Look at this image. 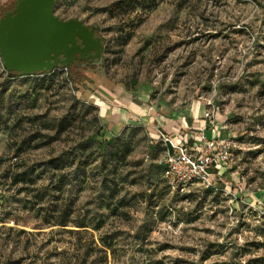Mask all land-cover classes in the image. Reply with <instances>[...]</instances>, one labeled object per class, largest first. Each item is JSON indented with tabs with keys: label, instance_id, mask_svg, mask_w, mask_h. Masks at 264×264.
Here are the masks:
<instances>
[{
	"label": "rangeland",
	"instance_id": "rangeland-1",
	"mask_svg": "<svg viewBox=\"0 0 264 264\" xmlns=\"http://www.w3.org/2000/svg\"><path fill=\"white\" fill-rule=\"evenodd\" d=\"M54 14L96 26L102 64L15 78L0 62V264H264V0H56ZM210 108L230 160L213 189L177 192L151 125L193 133Z\"/></svg>",
	"mask_w": 264,
	"mask_h": 264
},
{
	"label": "water",
	"instance_id": "water-1",
	"mask_svg": "<svg viewBox=\"0 0 264 264\" xmlns=\"http://www.w3.org/2000/svg\"><path fill=\"white\" fill-rule=\"evenodd\" d=\"M54 5L55 0H16L13 10L0 16V59L5 70L31 75L67 68L76 59L102 62L103 44L94 37L96 26L62 20L54 14Z\"/></svg>",
	"mask_w": 264,
	"mask_h": 264
},
{
	"label": "built area",
	"instance_id": "built-area-1",
	"mask_svg": "<svg viewBox=\"0 0 264 264\" xmlns=\"http://www.w3.org/2000/svg\"><path fill=\"white\" fill-rule=\"evenodd\" d=\"M215 109L203 114L208 126H215ZM165 142L167 155L162 169V178L177 192H184L189 186L198 184L213 188L231 157L233 142L230 138L211 139L204 131L197 134L195 146L186 143L175 144L160 132Z\"/></svg>",
	"mask_w": 264,
	"mask_h": 264
},
{
	"label": "crops",
	"instance_id": "crops-1",
	"mask_svg": "<svg viewBox=\"0 0 264 264\" xmlns=\"http://www.w3.org/2000/svg\"><path fill=\"white\" fill-rule=\"evenodd\" d=\"M9 0H0V4H5L6 2H8ZM27 76H33V75H23V76H19L18 78H23V77H27ZM114 109H119L121 110L120 108H117V107H112ZM114 113V112H113ZM112 112H110V119L114 117L115 114H113ZM116 122H118L119 124L121 123H127V121H130V120H134V118L136 116H134V112L130 114V116L127 114L126 115V118L123 117L122 113H118L116 112ZM144 115L143 117L144 118H148L149 116L148 115V110H144ZM200 113V114H199ZM199 118L198 117H195L190 126L187 127V130L188 131H193L192 132H185V133H182L180 131V127H178V125H176L174 122H171V119L168 120V121H158L157 124H155L154 126L151 125V128H152V131L154 133V135L156 137H159V134L160 132L164 131L165 133L167 134H171V135H174V136H171L172 139L170 138V140L175 143V144H180V143H186L188 145H191V146H195L197 144V134L200 132V131H204V133L206 134V136L208 138H211V139H220V140H223V139H226L227 137L223 136L222 135V131H223V128L222 126L219 125V123L216 122L215 126L213 128L209 127L207 122L203 119V114L204 112H199ZM137 114V113H136ZM141 119H144L142 117H140ZM146 120H149V119H146ZM167 120V119H166ZM159 125V128L161 130H159L157 127ZM174 125L176 126L174 128ZM183 127V126H182ZM172 131H176V133H172ZM180 131L181 135L178 136V132ZM224 168L221 169V171L223 170Z\"/></svg>",
	"mask_w": 264,
	"mask_h": 264
},
{
	"label": "flooded vegetation",
	"instance_id": "flooded-vegetation-1",
	"mask_svg": "<svg viewBox=\"0 0 264 264\" xmlns=\"http://www.w3.org/2000/svg\"><path fill=\"white\" fill-rule=\"evenodd\" d=\"M16 4V0H9L3 6L0 8L1 14L0 16H4L7 12H11ZM95 31V30H94ZM94 37H98L97 35L94 34ZM79 42V41H78ZM103 51V47H102ZM93 52L91 51V54ZM102 62H98V60L95 58L92 61L90 59H85V60H78L76 59L70 66H75V68L80 71V70H85L88 72L89 70H92V68H97L100 67Z\"/></svg>",
	"mask_w": 264,
	"mask_h": 264
},
{
	"label": "trees",
	"instance_id": "trees-1",
	"mask_svg": "<svg viewBox=\"0 0 264 264\" xmlns=\"http://www.w3.org/2000/svg\"><path fill=\"white\" fill-rule=\"evenodd\" d=\"M55 4H56V0H55ZM3 6V4H1L0 5V8ZM55 6V5H54ZM0 14H1V11H0ZM97 30H95L94 31V34L95 35H97ZM0 62H1V59H0ZM1 64H2V62H1ZM58 67H64V66H58ZM69 67H67V69H68ZM6 71V73L8 74V76L9 77H15V78H18L19 76H23L24 74H21V73H18V72H12V71H7V70H5ZM52 71H42V72H36V73H33V74H31V75H33V77L34 76H37V75H41V74H49V73H51ZM70 78V77H69ZM75 89H78L77 88V86L75 87ZM211 189H213V188H211Z\"/></svg>",
	"mask_w": 264,
	"mask_h": 264
}]
</instances>
